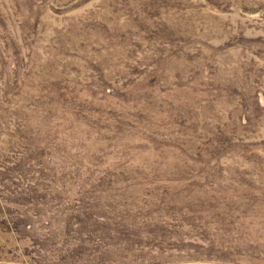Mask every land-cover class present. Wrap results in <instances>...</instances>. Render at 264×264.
Instances as JSON below:
<instances>
[{
    "label": "rangeland",
    "instance_id": "rangeland-1",
    "mask_svg": "<svg viewBox=\"0 0 264 264\" xmlns=\"http://www.w3.org/2000/svg\"><path fill=\"white\" fill-rule=\"evenodd\" d=\"M0 264H264V0H0Z\"/></svg>",
    "mask_w": 264,
    "mask_h": 264
}]
</instances>
